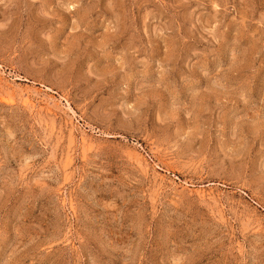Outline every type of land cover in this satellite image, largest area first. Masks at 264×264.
Wrapping results in <instances>:
<instances>
[{"label": "rangeland", "instance_id": "rangeland-1", "mask_svg": "<svg viewBox=\"0 0 264 264\" xmlns=\"http://www.w3.org/2000/svg\"><path fill=\"white\" fill-rule=\"evenodd\" d=\"M0 264H264V0H0Z\"/></svg>", "mask_w": 264, "mask_h": 264}]
</instances>
